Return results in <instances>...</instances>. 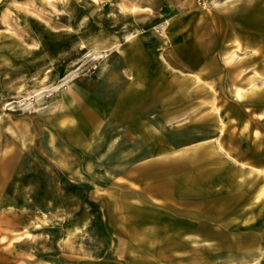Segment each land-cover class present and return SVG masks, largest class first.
Listing matches in <instances>:
<instances>
[{
	"label": "rangeland",
	"instance_id": "374dc122",
	"mask_svg": "<svg viewBox=\"0 0 264 264\" xmlns=\"http://www.w3.org/2000/svg\"><path fill=\"white\" fill-rule=\"evenodd\" d=\"M136 41L169 69L148 89L159 117L140 116L159 126L107 132L81 105ZM23 217L47 264H201L180 250L200 231L206 264L264 263V0H0L5 250Z\"/></svg>",
	"mask_w": 264,
	"mask_h": 264
},
{
	"label": "crops",
	"instance_id": "0c3cea01",
	"mask_svg": "<svg viewBox=\"0 0 264 264\" xmlns=\"http://www.w3.org/2000/svg\"><path fill=\"white\" fill-rule=\"evenodd\" d=\"M72 20V32H76L79 30V26L77 27L78 22H76V20L74 19ZM97 41L100 45L104 43L108 45L107 39ZM123 47L124 49L121 50L118 59H105V61H103V67L100 74H102L105 70L107 71L102 74V77H100L99 82L93 89V92L87 95L88 99L85 102H82L81 107H85V105L89 103V106L91 104L95 112L99 114L106 113L104 126L107 128V132H113L114 129L117 128L128 129L130 127H136L137 129H142L159 126L157 124L150 123L151 121L149 120L145 121L143 118L141 119L140 116H142L144 111L151 110L157 112V118L159 117L160 109L151 107L154 101H151L148 97V89L149 87H151L150 85H152V80L155 79L153 77L155 73L161 71L167 72V70L169 69L164 66L165 61L164 63H161L160 59H153L150 50L151 46L144 41H136L133 44L126 43V45H124ZM108 64H110L109 67ZM89 112H92V110L90 109ZM86 115L87 116H83L84 119L81 120V124L83 125L85 124L84 121L89 122V120H91L93 117L91 113ZM154 120L155 119H153L152 121L154 122ZM114 138H117V136H115ZM115 140L116 139L111 140L108 143L105 152H107L108 150H113L112 152H116L119 151V149L122 151V147L120 144V142L122 143V141H120L119 144L117 143V145L112 148ZM9 203L14 205L16 202L15 200L13 201L12 198H10ZM202 207L203 206L201 205L200 208ZM200 222H202V220ZM27 223L28 221H26L24 217L21 221H14V224L16 225L23 224L21 226H23L24 231L17 233L16 225H14V231H11V233L9 232L8 234V246L6 250L0 244V264L48 263L47 254L44 253L46 249H43L47 248V245L43 244V240L46 241L45 236L47 235V231H42L43 227H41V231L37 233L38 236L34 238V244H32L30 234L26 231L25 228ZM175 235L176 232L174 231L173 236ZM181 235L184 236V247L180 248V250L182 251L181 254H189L190 256L199 255L201 264L202 262H205L204 264H206L207 259L205 257L207 256V249H205L203 245L207 241V235H204L201 231L198 234L185 232L181 233ZM188 236L189 238H192L193 236L195 238H199V251L193 253L188 250V247H186V241L189 240ZM92 248L95 247H89V249ZM168 250L169 257L171 255H173L174 257L176 254L175 246L168 248ZM94 253L95 252L93 251V254ZM33 256L34 260L32 259ZM109 260L112 259L109 258ZM145 262H148V260H145ZM125 263L126 260H124L123 258L120 259L119 262L111 261V264ZM148 264H154V261H149ZM167 264H176L175 258H168Z\"/></svg>",
	"mask_w": 264,
	"mask_h": 264
},
{
	"label": "bare ground",
	"instance_id": "6f19581e",
	"mask_svg": "<svg viewBox=\"0 0 264 264\" xmlns=\"http://www.w3.org/2000/svg\"><path fill=\"white\" fill-rule=\"evenodd\" d=\"M247 32V31H246ZM194 57V56H193ZM238 94L240 95V93L238 92ZM63 155V154H62Z\"/></svg>",
	"mask_w": 264,
	"mask_h": 264
}]
</instances>
